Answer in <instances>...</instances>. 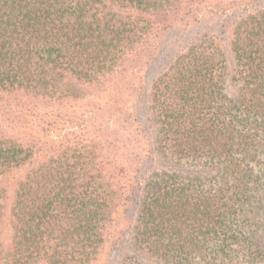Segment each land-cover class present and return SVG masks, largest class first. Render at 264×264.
<instances>
[{
    "label": "trees",
    "instance_id": "trees-1",
    "mask_svg": "<svg viewBox=\"0 0 264 264\" xmlns=\"http://www.w3.org/2000/svg\"><path fill=\"white\" fill-rule=\"evenodd\" d=\"M188 4L198 0H0V97L73 98L67 85L90 96L104 81L139 74L159 58L150 43ZM230 51L231 75L221 45L198 38L152 81L162 167L124 198L138 212L136 256L122 264L264 262V9L245 8ZM229 82L241 84L235 94ZM87 158L65 148L42 159L0 137V182L20 174L0 264H101L116 187Z\"/></svg>",
    "mask_w": 264,
    "mask_h": 264
},
{
    "label": "rangeland",
    "instance_id": "rangeland-1",
    "mask_svg": "<svg viewBox=\"0 0 264 264\" xmlns=\"http://www.w3.org/2000/svg\"><path fill=\"white\" fill-rule=\"evenodd\" d=\"M190 5L183 6L179 18L171 22L174 24L171 29L150 43L152 49L160 48L159 58L139 74L129 72L104 81L96 85L100 89L90 96L85 90H73L67 85L73 98L53 100L26 91H10L0 97V137L35 148L42 159L65 148L83 151L90 163L103 168L106 181L113 178L116 194L113 193L112 222L107 227L101 264H122L126 256H136L131 230L138 206L132 201L125 203L124 198L140 175L162 167L158 156L154 158L156 130L149 103L152 81L166 70L174 53L206 36L224 49L231 75L234 70L230 51L232 28L245 8L264 9V0H198V4L189 8ZM186 12H189L187 16ZM240 86L229 82L227 93L235 94ZM19 177L20 174L13 172L0 182V188L6 191L0 216L1 242L10 241V207L15 180ZM123 187L127 188L126 193L121 190Z\"/></svg>",
    "mask_w": 264,
    "mask_h": 264
}]
</instances>
